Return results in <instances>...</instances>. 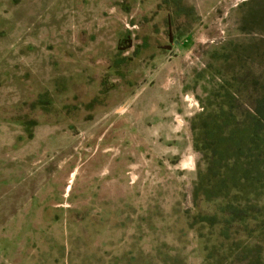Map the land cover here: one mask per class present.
Returning <instances> with one entry per match:
<instances>
[{
  "label": "rangeland",
  "instance_id": "1",
  "mask_svg": "<svg viewBox=\"0 0 264 264\" xmlns=\"http://www.w3.org/2000/svg\"><path fill=\"white\" fill-rule=\"evenodd\" d=\"M263 88L264 0H0V264H256L194 191Z\"/></svg>",
  "mask_w": 264,
  "mask_h": 264
},
{
  "label": "trees",
  "instance_id": "2",
  "mask_svg": "<svg viewBox=\"0 0 264 264\" xmlns=\"http://www.w3.org/2000/svg\"><path fill=\"white\" fill-rule=\"evenodd\" d=\"M253 117L258 131L252 141H245L244 134L235 131L231 132L225 142L223 139H215L214 142L204 145L211 150V156L208 157L209 171L199 175L194 196L196 200L202 196L209 201L222 199L223 203L225 201L224 211L231 217L232 224L235 221L239 225L247 223L248 210L251 207L247 203L254 202L256 210H253L255 216L252 218L262 219L261 231L264 233V90H260L254 98ZM251 182L263 187L259 189L262 192H251L257 195L254 199L249 198L246 192V187ZM237 216L240 218L237 219ZM263 257L258 256L256 264H264Z\"/></svg>",
  "mask_w": 264,
  "mask_h": 264
},
{
  "label": "crops",
  "instance_id": "3",
  "mask_svg": "<svg viewBox=\"0 0 264 264\" xmlns=\"http://www.w3.org/2000/svg\"><path fill=\"white\" fill-rule=\"evenodd\" d=\"M114 177H115V176H114ZM114 177H113V178H114ZM113 182L115 183V181H113ZM115 184H116V183H115ZM69 187H70V186H69ZM69 187H68V189H69Z\"/></svg>",
  "mask_w": 264,
  "mask_h": 264
}]
</instances>
